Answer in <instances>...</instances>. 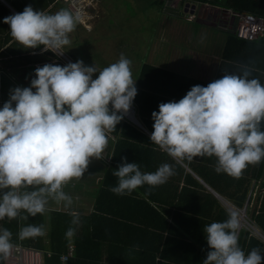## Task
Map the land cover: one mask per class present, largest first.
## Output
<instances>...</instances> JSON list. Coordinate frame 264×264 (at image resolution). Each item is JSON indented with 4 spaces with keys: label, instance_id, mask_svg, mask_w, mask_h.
<instances>
[{
    "label": "clouds",
    "instance_id": "9594fccd",
    "mask_svg": "<svg viewBox=\"0 0 264 264\" xmlns=\"http://www.w3.org/2000/svg\"><path fill=\"white\" fill-rule=\"evenodd\" d=\"M78 21L68 8L49 13L31 5L3 18L23 48L43 45L41 51L57 55L71 44L69 34ZM34 73L30 86L10 89L0 107V220L43 215L50 201L71 209L73 197L64 188L83 177L93 158H105L108 134L137 95L131 61L123 53L103 68L77 60L64 66L46 63ZM158 109L151 113L149 139L174 160L215 157L214 170L235 179L264 160V84L247 65L239 72L225 71L207 86L194 85L181 99L159 103ZM112 174L117 184L111 191L123 195L144 185L160 186L175 172L169 163L142 172L136 162L121 157ZM71 223H79L74 211ZM239 229L236 211L205 225L210 250L202 264H261L262 250L246 254ZM43 235V225L25 224L17 238ZM67 235H74V229ZM12 237L0 227V258L7 259L15 247Z\"/></svg>",
    "mask_w": 264,
    "mask_h": 264
},
{
    "label": "crops",
    "instance_id": "0c3cea01",
    "mask_svg": "<svg viewBox=\"0 0 264 264\" xmlns=\"http://www.w3.org/2000/svg\"><path fill=\"white\" fill-rule=\"evenodd\" d=\"M168 1L165 0L166 7L176 8L178 3H182L183 5L181 0H177V2ZM59 2H61V6H58ZM72 2V0H0V107L9 99L10 89L17 86H30V80L35 75L34 69L38 66H43L46 63L64 66L68 62L82 60L86 66H92L94 64L98 68H103L114 63L120 57L121 53L131 61L132 76L136 79L135 87L137 89V95L131 105L133 121L122 119L116 125V129L108 134L109 143L103 154L105 158L103 160L93 158L83 177L73 179L64 188V191L73 197L71 209L65 208L62 204L50 201L45 213L35 216L36 220H34V225H36L38 216H41L42 219L40 225L44 227V235L39 238L43 246H47L48 244L47 232L50 226H52L53 221H55L56 213L72 216V212L74 211L79 217H86L99 212V206L103 207L104 204H111L114 207L112 210L115 212L117 223H127V225L132 227L141 224V221H145L153 225L154 223H152L151 217L155 216V214L153 215V212L142 205V201H140L143 198V192H150L151 187L144 185L130 194L123 195H117L111 191V188L117 184V178L112 174L113 170L121 163V155L118 156V160H114L113 158L118 141L124 138V134L137 136L135 134L137 132L147 137L148 143L144 142L140 136H137L140 143L149 147V144L152 143L149 136L153 131L152 125L154 123L151 119V113L159 110L158 104L178 101L192 86L197 84L207 86L211 81L221 78L225 71L229 73L239 72L242 66L247 65L252 70V76L258 77L261 83L264 84V69L260 67V60L256 64L257 67L244 62L250 61L246 60L247 58H239L237 61L226 60L223 56V47L226 40L221 47L217 45L218 47L215 50L208 49L205 43L206 40H202L203 32L199 31L198 35L191 31L192 34L188 30L174 24L173 28H171V26H168L170 20L167 17L166 20L168 22L164 25L165 29L160 31V34L158 32H152V34L150 32L147 34L146 46L143 43L142 46L137 47L135 35L129 36L130 34H128V39L122 41V37L120 36L119 39L117 35L119 31L112 29V37L116 38L115 43H117L114 45L116 47V54L112 57L109 48L111 45L109 43L106 45L98 43L96 47L95 36L92 35L94 30L93 21L96 22L95 31L98 33L97 28L100 24L98 20L99 15L88 13L87 10L74 13L71 7ZM27 5H31L34 10H43L49 13H55L61 8H68L74 15L79 16L78 25L82 27V30L78 26L74 32L69 34L71 44L62 49L64 51L62 55H57L50 50L41 51L43 45L36 49L23 48V45L11 37L9 25L3 22V18L14 13L22 12ZM209 7L204 8V6H201L197 7V9H200L201 12L203 11L202 8L205 9L204 14L206 15V13H209L207 11L208 8L209 11L214 8V6ZM206 19V16L204 18L200 13L195 15L193 21L196 20L199 23L207 24V26L218 29L230 30L226 28L229 26L224 25V22L217 24L218 22H213L214 20H211V18L209 20ZM170 22L172 23V21ZM218 25H221V27ZM103 27L105 28L104 25ZM108 27L107 25L105 30ZM92 36L93 39L91 38ZM262 43L263 45L260 44L264 47V42ZM133 47H135V51L131 49ZM103 50L106 51V56L103 54L99 55L97 52ZM262 57L264 58V54ZM142 64H148L151 67L161 69L169 73L172 77L157 78L156 82V80L149 77V74L152 73H147L140 82V85L142 83L144 87L139 88L141 86H137L136 82ZM220 68H223V71H220ZM96 75L93 74V78ZM152 86L157 89L156 93L146 89V87ZM109 156L112 157L108 158ZM131 160L136 163L140 162L135 159ZM202 160H205V162H202ZM209 160L211 161V166L214 168L215 157L195 159L199 164H207ZM175 162L183 165L187 173L210 192L227 212L236 211L238 213V211H241L239 216V244L246 254L252 248L261 249V264H264V160L257 165H249L239 179L232 178L224 173H219L221 178L219 176H211L206 181L198 177L188 168L187 163L189 161L175 160ZM183 182L184 177L181 186ZM102 203L104 204L102 205ZM5 222L7 224L5 228H8L13 233L12 239L14 244H19L24 247L21 244V240L17 238V233L20 229L19 225L12 224L7 218L3 220L1 225L5 224ZM117 223H113L112 226L114 228L117 227ZM1 225L0 227H2ZM54 225L56 226V223ZM70 227L74 231H80L83 228L80 226V223L72 224ZM101 227L107 226L104 224ZM118 236L126 241L132 239L124 232L121 234L118 233ZM67 240L69 241L68 246H72L74 250L72 236L68 235ZM45 248V251H48L47 247ZM42 263L45 264L43 258Z\"/></svg>",
    "mask_w": 264,
    "mask_h": 264
},
{
    "label": "trees",
    "instance_id": "16d2710c",
    "mask_svg": "<svg viewBox=\"0 0 264 264\" xmlns=\"http://www.w3.org/2000/svg\"><path fill=\"white\" fill-rule=\"evenodd\" d=\"M188 1L207 3L212 6H215L216 2H222L224 8L233 12H246L264 18V0H181V2ZM154 2L160 5L161 0ZM183 12L188 14L185 10ZM185 18L193 21L189 15ZM172 23L177 25L174 21ZM221 25L218 26L221 27ZM259 41L261 40L239 39L230 29L223 47V56L231 61L247 58L246 60L250 61H243L255 67L260 60V67L264 69L263 41L260 42L262 45L258 43ZM222 69L220 68V71ZM147 73H152L149 77L156 82L157 78L172 77L161 69L142 64L136 82L137 86H141L139 88L144 87L142 83L140 85V82ZM146 89L153 93L157 92L153 86ZM135 134L148 143L145 135L137 132ZM137 136L124 134V138L116 144L114 160H118L119 155L126 157L129 163L133 162L131 159L138 160L140 162L137 164L142 172H154L162 163H169L175 172L166 183L151 187L150 192H143V198L140 201L153 212V215L155 214L151 217L154 224L141 221V224L130 227L127 223H117L115 212L112 210L114 207L111 204L102 203L104 205L99 206V212L79 217L80 226L83 228L80 231H74L72 235L74 253L67 264H202L206 258L210 249L203 227L214 221H224L227 219L228 212L210 192L187 173L183 165L175 162L154 143L149 144V147L144 146ZM207 158L195 157L190 161H183H189L188 168L206 181L211 176H219L215 174L217 172L211 166L210 160L207 164H199L195 161V159ZM183 177L184 182L181 186ZM34 220H36L35 217H29L26 221L10 220V222L21 227L25 224H34ZM41 221V216H38L36 225H40ZM71 221L72 216L56 213L55 221L47 232V246L41 244L40 236L23 239L21 244L26 246L25 248L40 251L45 264H60V256L66 253L69 245L67 231L72 225ZM2 222L3 220H0V225ZM113 223H117V227L118 225L120 227L114 228ZM104 224L107 227H101ZM123 232L132 239L128 241L121 239L118 233ZM45 247L48 251H45Z\"/></svg>",
    "mask_w": 264,
    "mask_h": 264
},
{
    "label": "rangeland",
    "instance_id": "374dc122",
    "mask_svg": "<svg viewBox=\"0 0 264 264\" xmlns=\"http://www.w3.org/2000/svg\"><path fill=\"white\" fill-rule=\"evenodd\" d=\"M72 10L73 12L76 11V13H79L81 11H86L88 13H94L95 15L98 14V20L100 24L98 25V33L96 30V22L93 21L94 30L92 32V35L95 36L96 41V47L98 46V43L107 44L109 43L111 46H109L111 50L112 57L116 54V45L115 43L116 38L112 37V29L118 30L117 33L118 38L120 39V36L122 37V41L124 39H128L129 36L135 35L136 38V46H142L143 43L146 46V40H147V34L149 32H158L164 30V25L167 24L166 17L170 21H174L180 28H184L188 30L189 32H195L199 35V31L202 33V40H206V45L208 46V49H214L220 45L224 44V41L226 40L228 36V30L225 29H218L216 27L207 26V24L199 23L198 21H189L186 20V15L184 10V3L181 5L178 3L176 8H171L169 6H165V0H161L160 5L158 2H154L157 0H72ZM170 2H177V0H169ZM168 1V2H169ZM167 2V3H168ZM212 3V2H211ZM195 5V9L197 7L204 6L209 7L212 6L207 3H194L192 1H188V7L186 10V13H188L190 18L195 19V11L193 13L189 12V9L191 5ZM222 2H216L214 8L216 10H219L220 12H223V9L226 10L225 12L229 11L230 9L224 8L222 6ZM58 6H61V2H59ZM81 11H80V9ZM212 8V7H209ZM209 8L207 11L209 12ZM214 8L212 10H214ZM194 9V10H195ZM202 15L203 17L209 20V16L204 14L205 9L202 8ZM75 13V12H74ZM229 13V12H228ZM185 15V17H184ZM206 19V20H207ZM231 20V18H229ZM203 20V19H202ZM169 21V27L173 28V23ZM211 21V20H210ZM209 21V22H210ZM107 22V23H106ZM214 22V21H213ZM229 22V23H228ZM224 22V25L226 23L227 29H230L231 27V21ZM107 28V25L109 26L107 30L103 27ZM82 30V27L77 24V27ZM191 32V33H192ZM193 34V33H192ZM93 36L91 37L93 39ZM90 38V35H89ZM107 38V39H106ZM108 42H107V41ZM218 45V46H217ZM134 49L135 47L131 48ZM99 55L103 54L106 56V51H97ZM5 224L1 225L2 227H6Z\"/></svg>",
    "mask_w": 264,
    "mask_h": 264
},
{
    "label": "built area",
    "instance_id": "2783aa9c",
    "mask_svg": "<svg viewBox=\"0 0 264 264\" xmlns=\"http://www.w3.org/2000/svg\"><path fill=\"white\" fill-rule=\"evenodd\" d=\"M229 12V13H228ZM228 17L231 18L230 29L237 38L246 41L261 40L264 42V18L251 13H239L229 10ZM123 119L133 121L132 106L126 113H122ZM241 211H238L240 216ZM11 254L7 259L0 258V264H43L41 252L31 248H25L14 244ZM73 247L68 246L66 253L60 256V264H67L73 256Z\"/></svg>",
    "mask_w": 264,
    "mask_h": 264
},
{
    "label": "flooded vegetation",
    "instance_id": "af4514ba",
    "mask_svg": "<svg viewBox=\"0 0 264 264\" xmlns=\"http://www.w3.org/2000/svg\"><path fill=\"white\" fill-rule=\"evenodd\" d=\"M211 10L209 11V13H207V15L209 16V18H211V20H214V22L217 21L218 23H222V22L231 21L229 19L230 17H228L227 13H225L224 11L219 13V10L218 11L216 9H215V11L214 10L211 11ZM195 12L197 13V15L200 13L202 14L201 10L197 9V8H196Z\"/></svg>",
    "mask_w": 264,
    "mask_h": 264
},
{
    "label": "water",
    "instance_id": "95a60500",
    "mask_svg": "<svg viewBox=\"0 0 264 264\" xmlns=\"http://www.w3.org/2000/svg\"><path fill=\"white\" fill-rule=\"evenodd\" d=\"M187 7H188V2L187 3H185V6H184V10L186 11L187 10ZM195 5L193 4V5H191V7H190V9H189V12L190 13H193L195 10ZM225 11V10H224Z\"/></svg>",
    "mask_w": 264,
    "mask_h": 264
},
{
    "label": "bare ground",
    "instance_id": "6f19581e",
    "mask_svg": "<svg viewBox=\"0 0 264 264\" xmlns=\"http://www.w3.org/2000/svg\"><path fill=\"white\" fill-rule=\"evenodd\" d=\"M75 1V0H74ZM74 3V2H73ZM80 9V8H79ZM80 11H81V9H80ZM74 12H76V11H74ZM83 12V11H82ZM79 15V14H78Z\"/></svg>",
    "mask_w": 264,
    "mask_h": 264
}]
</instances>
